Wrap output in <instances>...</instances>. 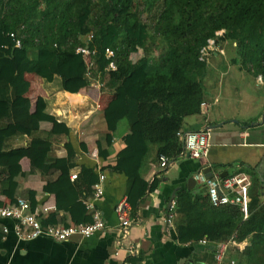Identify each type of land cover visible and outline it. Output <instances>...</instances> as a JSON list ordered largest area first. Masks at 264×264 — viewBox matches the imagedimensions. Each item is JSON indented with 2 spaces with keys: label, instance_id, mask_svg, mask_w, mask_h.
Masks as SVG:
<instances>
[{
  "label": "trees",
  "instance_id": "16d2710c",
  "mask_svg": "<svg viewBox=\"0 0 264 264\" xmlns=\"http://www.w3.org/2000/svg\"><path fill=\"white\" fill-rule=\"evenodd\" d=\"M218 31H223L218 43L232 45L238 56L253 65L255 75L264 78V0H0V130H5L0 192L8 187L11 172L14 180L22 175L20 161L25 158L29 172L46 179L43 192L55 199V211L41 220L43 225L68 226L59 212L73 224L91 221L83 202L91 195L96 175L81 167L76 179L70 180L75 167L71 144L64 143V157L53 154L51 137L63 127L56 122L61 116L52 113L53 100H44L38 112L31 111L25 75L38 76L50 99L56 93L78 94L92 79L100 78L111 98L100 114L103 129L96 139L98 156L107 159L117 125L125 121L130 133L114 165L106 168L127 178L126 199L134 208L157 187V179L148 184L141 177L150 152L154 151L158 163L160 155L173 162L183 151L177 133H185V118L200 114L206 95L203 83L209 70L206 61L198 60L199 50ZM9 33L21 37L20 48ZM154 41L157 57L143 54L131 60L132 54L145 52L147 43ZM77 47L95 52L89 60V77L84 57L75 52ZM107 49L113 52L114 73L105 72ZM215 56L223 55L210 58ZM42 123L54 127L48 134L32 137L23 148H4L12 128L31 135ZM63 132L68 134L66 128ZM240 170L257 185L252 168L241 165ZM229 173L226 170L220 176L236 174ZM202 191L175 194L179 242L206 239L215 245L234 236L238 243L249 240L241 254L244 264H264V201L259 192L250 194L244 218L238 206L213 207ZM28 200L35 204L34 192H29ZM215 251L211 252L213 263ZM130 262L138 264L139 259Z\"/></svg>",
  "mask_w": 264,
  "mask_h": 264
},
{
  "label": "crops",
  "instance_id": "0c3cea01",
  "mask_svg": "<svg viewBox=\"0 0 264 264\" xmlns=\"http://www.w3.org/2000/svg\"><path fill=\"white\" fill-rule=\"evenodd\" d=\"M210 64L212 70H209L207 75L204 101L211 106L206 112L200 111L199 115L187 117L183 122L185 132L210 131L208 155L206 158L194 160L182 154L173 162H169L166 168L160 169L158 163H155L154 151L150 152L142 165L141 177L148 184L157 179V187L154 191L146 193L134 208L130 206V226L123 238L114 207L121 198L126 197L127 178L123 174L109 171L106 167L114 165L115 155L123 147L125 138L130 133L127 126L122 122L118 123L106 160L103 161L98 152L97 157L92 156L93 150H97L96 139L103 129L100 114L111 98L110 93L102 88L99 78H96L78 94L56 93L50 99L42 89L40 78L34 74H26L25 79L30 84L26 95L31 101V111L38 112L44 100H53L52 113L61 116L60 121L56 122L63 127H59L60 133L53 135L51 139L53 154L56 157L65 156V142H69L74 150L75 167L69 176L73 172L78 175L81 167L92 169L96 177L100 171L105 173L106 181L102 196L98 200H91V191V195L84 201H91L98 209L106 228L103 234H94L87 239L75 236L68 241L56 242L42 236L33 240H20L14 233L15 222L0 219V264H132L130 259L136 258L139 259L138 264H230L231 261L234 264H244L241 254L249 245V240L239 242V249L229 245L222 261L218 263L214 260L213 263L211 252L219 243L213 245L206 239L181 243L175 230L178 218L174 216L172 224L165 222L170 202L177 191L194 190L197 194L203 192V188L196 183L192 188H187V180L193 178L200 169L208 168L210 176H220V173L226 170L230 171L229 174L246 173L240 170L241 165H246L252 168L257 181V185L254 184L251 175L246 173L252 182L249 197L258 191L260 199L264 201V78L259 84L260 76L255 75L252 65L254 86H259V89L252 88V121H249L251 123H240L238 120H232V117L226 118L224 110L214 113V107L219 103L216 92H219L218 85L222 75L220 74V79L217 75L218 84L208 82L214 74L213 71L216 74L219 71L214 69L212 62ZM215 99L216 102L213 103ZM225 122H230L231 126H224ZM53 127L54 125L49 123H42L38 132L31 135L17 128L13 132L12 128L6 134L9 138L4 148L7 150L23 148L32 137L48 134ZM65 128L67 135L63 134ZM4 132L5 130H0V149ZM81 145L85 149H82ZM20 167L22 175L14 180L15 173H10L8 187L0 192V199L21 198L29 201V192H34L35 203L48 205L51 207L49 213L54 212V196L42 190L46 180L44 176L37 172L30 173L29 162L25 158L20 161ZM222 167L224 169H221ZM87 214L90 215V212ZM58 216L69 225L73 224L64 213L59 212ZM4 229L7 230L6 233L3 232ZM117 240L124 242L123 248L119 249Z\"/></svg>",
  "mask_w": 264,
  "mask_h": 264
},
{
  "label": "built area",
  "instance_id": "2783aa9c",
  "mask_svg": "<svg viewBox=\"0 0 264 264\" xmlns=\"http://www.w3.org/2000/svg\"><path fill=\"white\" fill-rule=\"evenodd\" d=\"M23 26H20V30ZM10 37L15 39V47L20 48L21 37H18L16 33H9ZM223 35V31H218L215 33V37L210 38L206 41L205 45L199 50L198 60L200 62L207 61L212 54L219 53L224 55L223 47L218 43V37ZM77 54H81L84 57V63L86 66V76H90L91 63L90 58L94 55L93 50H89L87 47H77L75 49ZM105 57L108 60L105 72L114 73L117 70L116 64L113 60V52L109 49L105 50ZM101 87V85L99 84ZM216 102V99L213 103ZM211 104L203 101L200 105V111L209 110ZM98 108V105H96ZM57 122L60 119H56ZM177 136L182 139L183 151L182 154L188 155L189 158L198 160L201 158H206L209 150V139L210 131H189L185 133H177ZM93 157H97V150H93ZM158 165L160 169H164L169 165V160L166 156L160 155L158 157ZM76 173L70 175V180L76 179ZM193 180L197 185L203 188L205 195L207 196L209 203L213 207L223 206V205H234L238 206L243 217L247 216V208L250 202L249 190L251 188L252 182L248 174L243 172H238L236 174L220 177L218 175L207 176L198 170L194 176ZM106 181L105 173L102 171L97 173L96 181L92 186V196L91 200H98L104 189V184ZM85 210L90 212L91 221L81 223V224H70L68 226L61 225H43L41 220L49 214L51 207L45 204L31 203L25 199L17 198L13 201L11 200H1L0 199V219H9L15 222L14 233L20 240H33L38 237H48L56 242L68 241L72 237H79L80 239H87L94 234L104 233L105 224L102 221L100 212L94 207L91 201H84ZM174 208L175 201L170 202L168 213L165 218L167 224H172L174 220ZM131 207L128 203L126 197L121 198L114 207V212L116 214L119 226L121 227V238L125 237L127 233V228L130 226V215ZM3 232H7L6 229ZM118 241V240H117ZM205 243V241H202ZM124 242L118 241L119 249L123 248ZM235 246L239 247V243L235 241L234 236L227 242H220L214 254L216 262H221L225 256L227 247ZM239 249V248H238ZM234 264V262H230Z\"/></svg>",
  "mask_w": 264,
  "mask_h": 264
},
{
  "label": "rangeland",
  "instance_id": "374dc122",
  "mask_svg": "<svg viewBox=\"0 0 264 264\" xmlns=\"http://www.w3.org/2000/svg\"><path fill=\"white\" fill-rule=\"evenodd\" d=\"M147 50H142L136 54H132L131 60L136 61L143 54L157 57L159 54L157 41L148 42ZM223 56L209 58L206 63L208 70H212L211 62L214 69L216 68L218 74L213 71V75L209 78L208 82L218 84L220 79L219 92L218 93V104L214 107V113L218 110H224L226 118L232 117V120H238L240 123H250L252 121V88L258 90L259 86H254V74H252V65L246 63L243 58L237 55L232 45L223 44ZM236 60V62L233 61ZM214 61V62H213ZM216 61V62H215ZM219 75V79L218 76ZM258 77V76H257ZM259 78V84L261 79ZM41 80V79H40ZM99 81L102 82L99 78ZM205 93L207 92V77L204 80ZM217 86H215L216 88ZM102 89V88H100ZM125 124V121H121ZM224 126H231L230 122H225Z\"/></svg>",
  "mask_w": 264,
  "mask_h": 264
},
{
  "label": "water",
  "instance_id": "95a60500",
  "mask_svg": "<svg viewBox=\"0 0 264 264\" xmlns=\"http://www.w3.org/2000/svg\"><path fill=\"white\" fill-rule=\"evenodd\" d=\"M212 128L213 127L211 126L210 129H212ZM186 156L188 157V155H186ZM202 172L204 174H206L207 176H210V172H209L208 168L202 170ZM187 184H188L187 188L190 189V188H192L195 185V181L193 180V178H190V179L187 180ZM173 196H172V199H173Z\"/></svg>",
  "mask_w": 264,
  "mask_h": 264
}]
</instances>
